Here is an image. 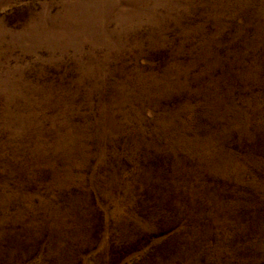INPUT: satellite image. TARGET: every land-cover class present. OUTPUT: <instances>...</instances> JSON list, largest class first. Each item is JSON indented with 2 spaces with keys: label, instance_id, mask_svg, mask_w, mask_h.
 <instances>
[{
  "label": "rangeland",
  "instance_id": "374dc122",
  "mask_svg": "<svg viewBox=\"0 0 264 264\" xmlns=\"http://www.w3.org/2000/svg\"><path fill=\"white\" fill-rule=\"evenodd\" d=\"M0 264H264V0H0Z\"/></svg>",
  "mask_w": 264,
  "mask_h": 264
}]
</instances>
